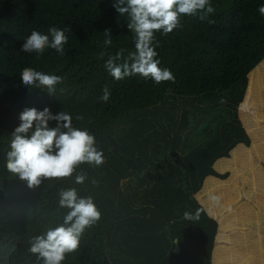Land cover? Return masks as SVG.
<instances>
[{
	"label": "trees",
	"instance_id": "trees-1",
	"mask_svg": "<svg viewBox=\"0 0 264 264\" xmlns=\"http://www.w3.org/2000/svg\"><path fill=\"white\" fill-rule=\"evenodd\" d=\"M114 2L0 0V264H43L31 242L64 224L59 192L68 188L92 197L101 218L61 264H264V0H210L208 19L184 16L172 33L157 32L160 67L175 77L160 84L116 81L105 68L118 50L123 59L135 51ZM49 27L71 29L63 55L21 51ZM26 67L62 83L54 94L26 87ZM105 86L107 102L98 99ZM45 107L93 135L104 163L29 188L6 154L20 113ZM80 173L87 179L76 184ZM197 209L199 220L184 219Z\"/></svg>",
	"mask_w": 264,
	"mask_h": 264
},
{
	"label": "clouds",
	"instance_id": "clouds-1",
	"mask_svg": "<svg viewBox=\"0 0 264 264\" xmlns=\"http://www.w3.org/2000/svg\"><path fill=\"white\" fill-rule=\"evenodd\" d=\"M113 7L120 14L128 17L127 28L133 34L135 51L124 57V49L114 56H109L105 68L116 80L140 76L152 79L156 84L173 81L175 77L168 68H161L157 59L159 42L155 39L157 32L167 35L181 26L184 16L198 17L201 21L208 19L215 12L210 0H115ZM264 16V5L258 8ZM209 23L213 21L209 20ZM70 28L60 29L49 27L48 34L32 31L21 48L25 53L43 55L47 49H53L60 55L64 54V46L68 43ZM104 45L111 46L113 38L110 29L103 33ZM105 53H100L103 59ZM122 63H117L121 61ZM21 79L24 86H36L54 94L56 86L62 83V77L48 75L31 67L22 70ZM111 91L105 86L98 98L103 102L110 99ZM21 123L11 134L10 151L6 154V168L29 188L38 187L44 179H63L72 177L80 164L88 163L96 166L104 163L103 153L95 147V137L87 130L73 126V117L60 111L53 114L45 107L43 110L26 108L20 113ZM77 120H83L81 115ZM54 121L55 127L49 122ZM87 179L84 173L75 175V183L83 184ZM96 183L95 180L92 181ZM219 202L218 196H211ZM59 206L69 211L64 217V224L48 230L45 234L35 237L29 251L36 255L43 264H61L65 254L75 252L80 245V236L86 227H90L101 218V213L92 197H81L76 188L61 189ZM201 209L193 214L186 211L184 219L199 220Z\"/></svg>",
	"mask_w": 264,
	"mask_h": 264
},
{
	"label": "water",
	"instance_id": "water-1",
	"mask_svg": "<svg viewBox=\"0 0 264 264\" xmlns=\"http://www.w3.org/2000/svg\"><path fill=\"white\" fill-rule=\"evenodd\" d=\"M174 243H175L174 251H175V252H179V249H180V248H179L178 241H177V240H175V242H174Z\"/></svg>",
	"mask_w": 264,
	"mask_h": 264
},
{
	"label": "crops",
	"instance_id": "crops-1",
	"mask_svg": "<svg viewBox=\"0 0 264 264\" xmlns=\"http://www.w3.org/2000/svg\"><path fill=\"white\" fill-rule=\"evenodd\" d=\"M252 253H253V252H252ZM252 253H251V254H252Z\"/></svg>",
	"mask_w": 264,
	"mask_h": 264
}]
</instances>
